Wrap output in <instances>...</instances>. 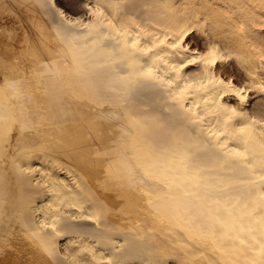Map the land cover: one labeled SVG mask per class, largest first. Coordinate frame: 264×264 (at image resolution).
Segmentation results:
<instances>
[{"label":"bare ground","instance_id":"6f19581e","mask_svg":"<svg viewBox=\"0 0 264 264\" xmlns=\"http://www.w3.org/2000/svg\"><path fill=\"white\" fill-rule=\"evenodd\" d=\"M0 264H264V0H0Z\"/></svg>","mask_w":264,"mask_h":264},{"label":"rangeland","instance_id":"374dc122","mask_svg":"<svg viewBox=\"0 0 264 264\" xmlns=\"http://www.w3.org/2000/svg\"><path fill=\"white\" fill-rule=\"evenodd\" d=\"M99 130H100V129H98V128L94 130L95 135H96L97 137H98V136H102V134H103V130H100V131H99ZM97 132H98V133H97ZM102 138H103V136H102ZM104 138H105V137H104Z\"/></svg>","mask_w":264,"mask_h":264}]
</instances>
